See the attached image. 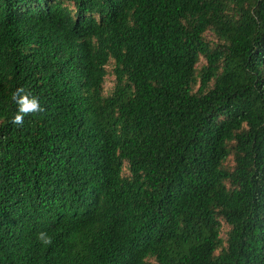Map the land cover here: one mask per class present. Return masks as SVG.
<instances>
[{"label": "trees", "instance_id": "obj_1", "mask_svg": "<svg viewBox=\"0 0 264 264\" xmlns=\"http://www.w3.org/2000/svg\"><path fill=\"white\" fill-rule=\"evenodd\" d=\"M151 260L264 264V0H0V264Z\"/></svg>", "mask_w": 264, "mask_h": 264}, {"label": "clouds", "instance_id": "obj_2", "mask_svg": "<svg viewBox=\"0 0 264 264\" xmlns=\"http://www.w3.org/2000/svg\"><path fill=\"white\" fill-rule=\"evenodd\" d=\"M12 101L17 106V111L12 118L14 125H20L24 122V116L28 113H38L43 111V106L37 96L33 95L28 89L23 86L17 87L11 93ZM37 239L43 245H48L52 242V237L46 231H41L37 234Z\"/></svg>", "mask_w": 264, "mask_h": 264}, {"label": "rangeland", "instance_id": "obj_3", "mask_svg": "<svg viewBox=\"0 0 264 264\" xmlns=\"http://www.w3.org/2000/svg\"><path fill=\"white\" fill-rule=\"evenodd\" d=\"M207 38L210 39V40H216L215 36L211 33V32H208L206 34ZM108 69H109V74L108 76L106 77V82H105V92L106 94H109L114 85H115V75L113 74L112 70H113V65L110 64L108 66ZM229 226L224 223L223 224V230H222V234L224 237H226V234H227V230H228ZM152 261V264H159L157 261L155 260H151Z\"/></svg>", "mask_w": 264, "mask_h": 264}]
</instances>
